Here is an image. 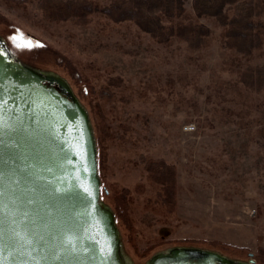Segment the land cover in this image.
I'll list each match as a JSON object with an SVG mask.
<instances>
[{
    "label": "rangeland",
    "instance_id": "rangeland-1",
    "mask_svg": "<svg viewBox=\"0 0 264 264\" xmlns=\"http://www.w3.org/2000/svg\"><path fill=\"white\" fill-rule=\"evenodd\" d=\"M79 1L102 9L114 0ZM256 2L264 24V0ZM185 9L176 22L210 29L201 49L159 43L102 12L86 24L50 21L40 0H0V39L24 65L65 82L88 112L96 144L104 135L101 200L115 216L124 264H150L179 247L264 264V86L241 80L264 68V30L259 49L239 54L218 20L199 17L193 0ZM142 158L175 167V206L164 204Z\"/></svg>",
    "mask_w": 264,
    "mask_h": 264
},
{
    "label": "water",
    "instance_id": "water-1",
    "mask_svg": "<svg viewBox=\"0 0 264 264\" xmlns=\"http://www.w3.org/2000/svg\"><path fill=\"white\" fill-rule=\"evenodd\" d=\"M88 112L0 39V264H124ZM150 264H255L198 248Z\"/></svg>",
    "mask_w": 264,
    "mask_h": 264
},
{
    "label": "trees",
    "instance_id": "trees-1",
    "mask_svg": "<svg viewBox=\"0 0 264 264\" xmlns=\"http://www.w3.org/2000/svg\"><path fill=\"white\" fill-rule=\"evenodd\" d=\"M4 1L23 6L32 0ZM186 2L187 0H114L109 6L100 9L89 1L40 0L44 16L50 21L73 19L86 24L90 22L91 15L102 12L114 22L130 21L136 24L159 43L166 44L179 39L187 42L192 49H201L210 36V29L193 22H176L185 15ZM193 8L199 17H213L218 20L225 28L223 36L228 48L249 56L261 47L264 24L260 20L257 21L262 14V7L256 0H193ZM241 80L247 87L261 90L264 86V68L243 71ZM103 138L101 133L97 140L99 170L106 157L103 152ZM142 160L149 179L162 186L164 204L175 206V167L168 165L164 160ZM129 194V189H123V199ZM119 205L120 210L126 211L127 204L124 200L120 201Z\"/></svg>",
    "mask_w": 264,
    "mask_h": 264
},
{
    "label": "snow or ice",
    "instance_id": "snow-or-ice-1",
    "mask_svg": "<svg viewBox=\"0 0 264 264\" xmlns=\"http://www.w3.org/2000/svg\"><path fill=\"white\" fill-rule=\"evenodd\" d=\"M22 46L30 47V46H31V42H29V43L26 44V45H24V44H20V43L17 44V47H22Z\"/></svg>",
    "mask_w": 264,
    "mask_h": 264
},
{
    "label": "built area",
    "instance_id": "built-area-1",
    "mask_svg": "<svg viewBox=\"0 0 264 264\" xmlns=\"http://www.w3.org/2000/svg\"><path fill=\"white\" fill-rule=\"evenodd\" d=\"M185 130L190 131V130H193V128L191 126H187L185 127Z\"/></svg>",
    "mask_w": 264,
    "mask_h": 264
}]
</instances>
